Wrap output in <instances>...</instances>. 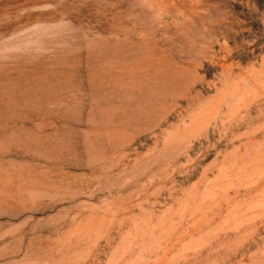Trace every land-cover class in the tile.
Masks as SVG:
<instances>
[{"label": "rangeland", "instance_id": "obj_1", "mask_svg": "<svg viewBox=\"0 0 264 264\" xmlns=\"http://www.w3.org/2000/svg\"><path fill=\"white\" fill-rule=\"evenodd\" d=\"M0 264H264V0H0Z\"/></svg>", "mask_w": 264, "mask_h": 264}]
</instances>
